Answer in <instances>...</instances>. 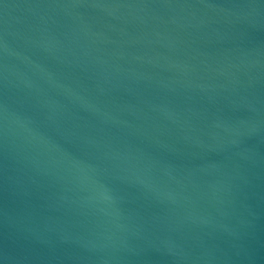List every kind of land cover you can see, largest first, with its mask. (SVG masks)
<instances>
[{
  "label": "water",
  "instance_id": "1",
  "mask_svg": "<svg viewBox=\"0 0 264 264\" xmlns=\"http://www.w3.org/2000/svg\"><path fill=\"white\" fill-rule=\"evenodd\" d=\"M0 264H264V0H0Z\"/></svg>",
  "mask_w": 264,
  "mask_h": 264
}]
</instances>
